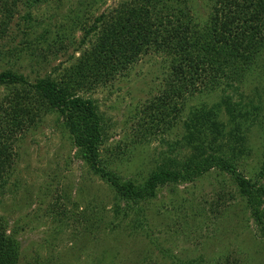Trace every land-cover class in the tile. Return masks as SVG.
I'll return each mask as SVG.
<instances>
[{
    "label": "trees",
    "instance_id": "1",
    "mask_svg": "<svg viewBox=\"0 0 264 264\" xmlns=\"http://www.w3.org/2000/svg\"><path fill=\"white\" fill-rule=\"evenodd\" d=\"M54 1L0 0V44L14 45L6 54L0 52V61L8 55L15 65L29 62L42 68L50 65V57L57 61L70 47L75 48L67 66L60 65L44 77L31 79L16 66H0V91L5 93L0 99V197L5 196L7 181L15 172L17 147L45 117L57 113L78 150L76 158L108 186L117 210L123 204L129 209L148 202L170 184H193L215 170L232 177L250 215L264 231V187H258L264 179V162L256 180L239 172L247 153L242 131L250 114L243 102L230 96L241 90L251 71L264 64V0H202L207 12L203 25L193 18L196 0H119L99 17H90L86 11L64 14L53 38L50 29L31 34L32 12ZM61 7L63 12V2ZM18 19L28 26L16 23ZM14 28L23 36L20 44L16 38L9 40ZM77 32L83 34L79 44ZM151 55L164 58L165 72L157 96L143 106L132 130L150 143V134L175 133L183 123V145L179 139L173 149L191 154L184 162L180 155L164 157L146 183L138 186L109 170L101 150L103 119L94 101L81 93L113 86ZM221 89L220 102L189 108L188 101L196 95ZM222 110L227 121L219 116ZM99 215L89 222L87 237L95 236L101 226L105 230L113 226V222L106 226L105 216ZM20 257L19 243L7 234V224L0 217V264H20ZM242 260L234 264H247Z\"/></svg>",
    "mask_w": 264,
    "mask_h": 264
},
{
    "label": "rangeland",
    "instance_id": "2",
    "mask_svg": "<svg viewBox=\"0 0 264 264\" xmlns=\"http://www.w3.org/2000/svg\"><path fill=\"white\" fill-rule=\"evenodd\" d=\"M118 1L93 5L91 0H55L32 12L31 34L37 36L50 29L53 38L66 14L82 15L86 11L90 17H99ZM196 1L197 8H191L193 18L203 25L205 4ZM17 22L22 27L27 25L22 19ZM14 38L16 44L23 40L17 28L9 40ZM82 38L83 34L77 32L78 44ZM13 47L5 41L0 44V52L6 54ZM74 51L70 47L57 61L50 57V65L42 68L29 62L15 65L8 55L0 66H16L31 79L44 77L54 74L60 65L67 66ZM261 65L246 76L241 90L230 95L235 102H243L250 114L242 131L247 153L240 161L239 172L254 180L264 162V64ZM165 66L163 57L151 55L113 86L81 93L98 107L105 127L102 156L109 170L124 182L141 186L164 157L180 155L184 162L191 154L183 148L177 152L173 149L183 137V123L175 133L150 134V143L132 130L143 106L157 96ZM4 94L2 89L0 99ZM222 96V89L202 92L188 101L189 108L211 106ZM219 116L227 121L223 110ZM62 125L57 113L49 115L36 132L20 143L15 172L7 181L5 196L0 197V217L7 224V234L19 243L20 264H234L241 258L247 264H264V231L250 215L246 199L238 194L230 175L214 170L193 184H170L160 188L148 202L129 209L123 204L117 210L108 186L76 158L78 150ZM258 187H264V179ZM261 201L264 215V199ZM97 213L105 216L106 226L114 224L106 230L105 225L101 226L95 236L87 237L89 222Z\"/></svg>",
    "mask_w": 264,
    "mask_h": 264
}]
</instances>
